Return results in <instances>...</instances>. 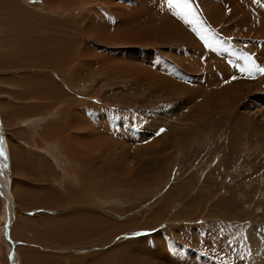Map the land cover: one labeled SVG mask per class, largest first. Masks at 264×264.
Here are the masks:
<instances>
[{
	"label": "rangeland",
	"instance_id": "1",
	"mask_svg": "<svg viewBox=\"0 0 264 264\" xmlns=\"http://www.w3.org/2000/svg\"><path fill=\"white\" fill-rule=\"evenodd\" d=\"M191 4L186 24L166 0H0V264H35L34 247L57 264H264V75L207 71L187 46L264 66V0ZM232 4L222 24L205 16ZM241 19L244 35L218 31ZM20 33L52 44L42 60ZM8 102L32 112L10 125ZM80 211L117 231L78 240Z\"/></svg>",
	"mask_w": 264,
	"mask_h": 264
},
{
	"label": "bare ground",
	"instance_id": "2",
	"mask_svg": "<svg viewBox=\"0 0 264 264\" xmlns=\"http://www.w3.org/2000/svg\"><path fill=\"white\" fill-rule=\"evenodd\" d=\"M12 4V9H14V6L15 5H13L14 3H11ZM16 8V7H15ZM16 9H18V7L16 8ZM19 9H20V7H19ZM15 10V9H14ZM233 10V4L230 6V8H229V10H226L225 12H219V10H213V11H211V12H209L208 11V13H206V15L205 16H207L209 19H210V21L211 22H213V21H215L216 19H218L217 20V23L218 24H220L219 22H226L227 20H228V17L230 16V14L232 15V16H236L235 14H234V11H232ZM19 11V12H18ZM16 10V12H17V16H19L18 17V19L21 17L20 15H24L23 14V12H24V9H20V10ZM242 11V10H241ZM245 14H247L246 12H245ZM29 15V14H28ZM16 16V17H17ZM253 16V15H252ZM30 17V16H29ZM207 17H206V19H207ZM22 18V17H21ZM24 18V17H23ZM22 18V19H23ZM173 18V17H172ZM174 18H176V17H174ZM173 18V19H174ZM203 18V17H202ZM101 22V21H100ZM172 22H174V21H172ZM222 22H221V24H222ZM249 22V21H248ZM245 23H246V21L245 20H243V19H241L240 20V22H239V24L238 25H236V26H234L233 27V29L234 30H236V32H234L232 29H230V31H229V29H227L226 30V28L224 29V27L223 26H218L219 27V30L218 31H220V32H222V33H224V34H226L227 36H236V38H238L239 37V35H244V33L243 34H240V32L241 31H239L240 29L242 30V27L245 25ZM208 25V24H207ZM177 27V26H176ZM176 27L174 26V28H169V32H165L167 35L166 36H168V35H170V34H174V33H178V30L176 29ZM228 27V26H227ZM264 27V26H263ZM212 28H214L213 26H212ZM216 28V27H215ZM199 29V28H198ZM195 30L196 31V34L194 33V35H196V37H198L199 39L203 36V35H207L208 37L209 36H211L210 35V33L208 32H206V31H204V32H200V30ZM214 30V29H213ZM124 32V31H123ZM255 32V31H254ZM258 32V31H257ZM20 34H25V35H29V37H26V36H18V39H19V45L21 46V47H23L24 48V50H25V54L27 53V51L28 52H30L31 53V55H34V58H35V62H36V59L37 58H39L40 60H42L41 58H43V56H42V54H45L46 55V52L43 50L42 51V49L43 48H46L47 47V45H48V47H50L52 44H49V43H47V41L45 40V38L43 37V41H40L41 42V49L40 50H36L35 49V45L33 44L34 43V41L33 40H25V39H32V38H36V40H37V37H34V36H32L33 34L32 33H20ZM37 36H38V34H36ZM35 35V36H36ZM42 34H40V37H42L41 36ZM165 36V37H166ZM226 37V36H225ZM39 38V37H38ZM209 38H212L213 39V37H209ZM214 40V39H213ZM38 42V41H37ZM34 46H33V45ZM33 47H32V46ZM50 45V46H49ZM65 45V44H64ZM187 46H188V48L190 49V50H193L195 53H197V50H196V48H200V47H203L204 48V50L203 51H201L200 49H198V55L202 58V57H208L209 58V61L206 63V65L204 66V68H205V70H207V71H212L213 69H216V71H217V73H219V74H221V75H226V73L228 74V73H230V71L231 70H234V71H236V70H238V69H241V68H243V67H245L246 65H247V63L245 62V59H244V57H239V58H237L238 59V61H239V65L238 66H236V63L235 64H233V62H232V64L230 65V66H227V65H225L223 62H222V52H221V50H222V48L221 47H219V49L218 48H215L216 46L213 44V43H210L209 45H205V44H202V43H200V45H198V46H196V45H194L193 44V41H191V43H188L187 44ZM30 47H32V48H30ZM185 47V46H184ZM196 47V48H195ZM215 48V50L214 51H212L213 49ZM227 48V47H226ZM31 49V50H30ZM61 49V48H60ZM230 49V48H229ZM65 50H67L66 48H65ZM228 50V49H227ZM56 51L58 52V49H56ZM61 51V50H60ZM69 51V50H68ZM44 52V53H43ZM62 52V51H61ZM63 52H65L66 53V51H64L63 50ZM236 52V51H235ZM29 53V54H30ZM47 53L48 54H50V55H55L56 54V52H55V49L53 50V49H50V48H48L47 49ZM229 53L231 54V53H233V51H229ZM237 53V52H236ZM234 54V53H233ZM237 54H239V53H237ZM62 55V57L60 56V58H63V53L61 54ZM67 55V54H66ZM222 55V56H221ZM48 56V55H47ZM68 56V55H67ZM33 57V56H32ZM230 57V56H229ZM231 57H233V56H231ZM51 58V57H50ZM59 58V57H58ZM201 58H199V60H200V62H202V63H205V62H203L204 60H202ZM207 58V59H208ZM55 59H56V57H55ZM64 59V58H63ZM230 59V58H229ZM228 59V60H229ZM50 59H48V61H49ZM46 62H47V60H45ZM65 61V60H64ZM63 61V62H64ZM45 62V63H46ZM44 63V64H45ZM51 63H53V61L51 60ZM57 63V62H56ZM56 63H54L55 64V66H54V68H58V69H61V68H63L62 67V65L64 66V64H61V65H59V64H57L58 66H56ZM227 63H229V62H227ZM48 64V63H47ZM52 66V65H51ZM50 66V67H51ZM42 67V66H41ZM44 67V66H43ZM49 67V66H48ZM39 68V67H38ZM40 69H42V68H40ZM232 72V71H231ZM212 73V72H211ZM217 75V74H216ZM218 76V75H217ZM44 80V79H43ZM149 86V85H148ZM41 87V86H40ZM43 88H44V86H43ZM2 91V90H1ZM0 91V92H1ZM4 91V90H3ZM40 92V91H39ZM34 94V93H33ZM39 95V94H38ZM261 100V99H260ZM4 106V105H3ZM5 107V106H4ZM4 112V111H3ZM3 116V115H2ZM2 119H3V117H2ZM97 153V152H96ZM100 158H104V155H101V157ZM11 160V159H10ZM86 162V161H85ZM89 163H91V162H89ZM115 163H114V161L113 160H109V162H108V166L110 165V166H112V165H114ZM88 173V172H87ZM92 174V173H91ZM87 175V174H86ZM101 174H99V176H100ZM97 176V175H96ZM94 178H96V177H94ZM83 179H84V176H83ZM82 179V180H83ZM80 180V179H79ZM85 180L87 181L88 179L87 178H85ZM83 182V181H82ZM95 184V183H94ZM100 184V183H99ZM109 184V183H108ZM99 186V185H98ZM102 186V185H101ZM101 186H99V187H101ZM110 186V185H109ZM95 189H97L98 187H97V185H95ZM108 187V186H107ZM82 189H86L87 187L85 186V187H81ZM90 188V187H89ZM92 188H94V186L92 187ZM111 188V187H110ZM113 188V187H112ZM88 189V188H87ZM91 189V188H90ZM104 189V187H102V189L101 190H103ZM30 190V189H29ZM94 190V189H93ZM44 191V190H43ZM90 191V190H89ZM100 191V190H99ZM104 191H105V189H104ZM104 191H100L99 193L101 194V192H104ZM30 192H32V191H30ZM45 192H47V190L45 191ZM49 193H50V191H48ZM97 193H98V191H97ZM96 193V194H97ZM106 193V192H105ZM7 194V193H6ZM39 194V193H38ZM69 194V193H68ZM103 194V193H102ZM32 195H34L33 196V198H34V200H37V201H39V200H41V201H43V198H42V195H41V193L39 194V195H37V193H33ZM41 195V196H40ZM43 195H45L44 193H43ZM98 195V194H97ZM24 197H26V196H22V198H23V200L22 201H24ZM72 200H74V201H76V203L78 202V201H80L79 199H77V198H75V196L72 194ZM26 199V198H25ZM28 199V198H27ZM28 201V200H27ZM36 201V204L38 203ZM34 202V201H33ZM40 205H42L41 203H40ZM64 206V205H63ZM73 218H75V224L79 227L78 229L79 230H74V228H75V226L74 227H72V232L74 233V232H77L76 234H79V236H78V240L81 238V237H84L86 234H92L93 232L95 233L96 231H97V234H98V232L100 231H107L108 232V230H112L113 228H114V226H116L111 220H109L108 218H106V217H102V216H99V215H97V214H95V213H81V211L79 212V214L77 213H75V215L73 214V216H72ZM93 221H96L98 224H99V228L96 226V225H94V226H91V229H87V228H89V225L90 224H92L93 223ZM46 223V222H45ZM74 223V222H73ZM49 224V223H48ZM47 224V225H48ZM62 224V223H61ZM60 224V225H61ZM44 224H42V226H43ZM59 225V224H58ZM46 226V225H45ZM77 226H76V228H77ZM47 227V226H46ZM68 227V226H67ZM66 227V228H67ZM58 229V228H57ZM114 230H115V228H114ZM115 231H117V230H115ZM75 234V233H74ZM96 234V233H95ZM73 235V234H72ZM71 235V236H72ZM74 236V235H73ZM76 236V235H75ZM111 238V237H110ZM54 239H56L55 237H54ZM62 240V239H61ZM65 240V239H64ZM69 240V239H68ZM38 242V241H37ZM63 242V241H62ZM116 253L117 252H119V250H117V251H115ZM115 252L113 253V257H114V255H115ZM30 252L28 251V253H26V255L27 254H29ZM125 253H127V252H125ZM124 253V254H125ZM129 253V252H128ZM127 253V254H128ZM123 254V255H124ZM132 254V253H131ZM145 254V253H144ZM25 255V254H24ZM26 255H25V257H26ZM34 255V254H33ZM36 255V254H35ZM126 255V254H125ZM133 258L134 259H136L135 258V256H136V254H134L133 253ZM146 255H148V254H146ZM29 256V255H28ZM37 256V255H36ZM117 255H115V257H116ZM145 255H143L142 254V256L140 257V256H138V258H137V260H135V261H133L135 264H142V262L144 261H141L142 260V257H144ZM38 257V256H37ZM36 257V258H37ZM40 257V256H39ZM137 257V256H136ZM47 257H45L44 258V255H43V258H41V259H36L37 261H35L36 263L35 264H57V262L58 261H55V262H53V261H50V259H46ZM122 258H124L125 259V257H122ZM126 258H127V256H126ZM150 258V257H149ZM145 259V258H144ZM146 259H148V258H146ZM73 260V259H72ZM74 261V260H73ZM132 261H131V264L133 263ZM61 263V262H60ZM90 263H93L92 261H90ZM125 263H127V260H126V262ZM59 264V263H58ZM122 264V263H121ZM129 264V263H128ZM144 264H157V263H155L154 261H152L151 259H148V260H145L144 261Z\"/></svg>",
	"mask_w": 264,
	"mask_h": 264
},
{
	"label": "snow or ice",
	"instance_id": "3",
	"mask_svg": "<svg viewBox=\"0 0 264 264\" xmlns=\"http://www.w3.org/2000/svg\"><path fill=\"white\" fill-rule=\"evenodd\" d=\"M253 2L254 3H260V0H253ZM166 3L168 4L169 8H172L175 6H179V7L184 8L186 10L184 15H181L180 13H174V15H180L181 19H183L186 24L191 23V21L187 19V15H189V14L194 15L195 14L193 12L191 0H182V2H180L179 4H177V0H166ZM202 39H203V37H202ZM244 59H245L246 63L251 61V66L248 68H241L240 69L241 72H246L249 78H255L256 75H264V66H260V65L256 64L251 56L244 57ZM232 79H236V77L234 76V77H232ZM163 131H164V129L160 130V132H163ZM0 156H4L5 160L7 159V157L4 153V149L2 147H0ZM4 167H7V165L5 164Z\"/></svg>",
	"mask_w": 264,
	"mask_h": 264
},
{
	"label": "crops",
	"instance_id": "4",
	"mask_svg": "<svg viewBox=\"0 0 264 264\" xmlns=\"http://www.w3.org/2000/svg\"><path fill=\"white\" fill-rule=\"evenodd\" d=\"M28 103V102H27ZM27 105V104H26ZM24 106V105H21V104H19V105H17L16 104V102H12V103H6V105H5V111L7 112V110L8 111H11L12 113H9V115H8V121H9V124L11 125L12 124V122L13 121H16L15 119H17V118H20V117H22V115H23V112H22V110L20 109V108H23V109H25L24 107H26L27 109H29L30 110V112H32V109H30L31 108V106L30 105H28V106ZM11 109V110H10ZM13 109V110H12ZM32 118V117H31ZM27 120V119H26ZM1 121V120H0ZM1 124V123H0ZM10 125H8V128H7V131L6 132H8V130H9V127H10ZM2 126H3V124H2ZM2 126H1V132H3L4 131V129L2 128ZM2 135V134H1ZM10 139H12V137H10ZM16 148V147H15ZM17 149V148H16ZM21 151V150H20ZM7 153L9 152V150L8 151H6ZM16 152H17V150H16ZM22 153L24 152V151H21ZM16 155V153L14 154V156ZM13 156V157H14ZM1 159V158H0ZM35 249H37L38 251V253L39 254H41V255H45V252H43V249H41V248H36V247H34ZM30 252V250H22V253H21V255L20 256H25L24 254L26 253V252ZM36 251H32L31 250V253L29 254L30 256H27L26 257V259H29V258H31V259H34V260H36L37 258H40V257H43V256H41V255H39L38 253H37ZM34 254V255H33ZM38 255V256H40V257H37L36 258V255ZM47 256H48V254H47ZM55 256V258H56V255H54ZM46 256H44V258H45ZM50 257V256H49ZM58 259H59V257H57ZM47 260H48V258H46Z\"/></svg>",
	"mask_w": 264,
	"mask_h": 264
}]
</instances>
